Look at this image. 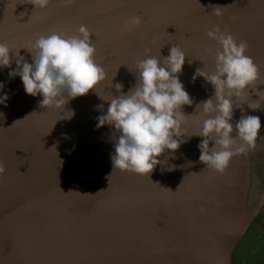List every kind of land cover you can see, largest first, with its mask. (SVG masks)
Returning a JSON list of instances; mask_svg holds the SVG:
<instances>
[{
	"label": "water",
	"instance_id": "95a60500",
	"mask_svg": "<svg viewBox=\"0 0 264 264\" xmlns=\"http://www.w3.org/2000/svg\"><path fill=\"white\" fill-rule=\"evenodd\" d=\"M53 4L63 5L69 14L67 31L72 35L81 24L87 26L95 45V62L104 68L107 79L85 96L68 100L62 111L41 107V97L27 95L19 76L12 78L11 97L20 95L24 103L21 108H5L18 111L10 124L3 126L0 117V165L4 168L0 174V264H67L77 255L85 259L105 255L104 262L118 264L114 261H136L139 253L142 262L151 264L159 254L170 262L206 264L202 257L209 254L202 252L200 242L212 241V213L219 210L206 211L202 217L184 206L202 200L203 181L201 171L196 170L202 137L195 134L203 117L196 108L214 89L203 77L193 83L192 76L197 68L214 71L219 45L206 33L219 26L237 42H247L246 54L258 67V84L255 90L247 88L248 94L256 95L264 88V0H62ZM72 4L81 8L72 9ZM49 5L41 10L34 9L31 0H2L0 42L13 53L19 50L26 61L24 48L35 40L30 29L51 14ZM133 16L140 17L141 23L127 27L125 22ZM31 22L38 24L32 28ZM172 46L186 54L179 79L193 103L181 110L191 115L186 117L184 130L186 136H193L174 153L165 150L158 159L161 163L148 176L113 170L110 153L118 133L109 125L97 128L96 118L107 111L105 100L118 94L117 82L123 85V93L135 85L139 60L149 55L167 57ZM15 67L13 59L10 68L0 70L5 77L1 76L9 78L8 72ZM236 99L235 103L241 101ZM3 108L0 105V111ZM181 154L185 156L179 159ZM263 202L264 197L249 206L247 218L232 228V234L238 231V235L227 246L221 264H232V251ZM127 209L131 214L125 213ZM159 234L163 236L158 238ZM89 246L95 251L92 256L82 251ZM98 249L102 251L96 255ZM223 252L217 249L216 256Z\"/></svg>",
	"mask_w": 264,
	"mask_h": 264
},
{
	"label": "clouds",
	"instance_id": "9594fccd",
	"mask_svg": "<svg viewBox=\"0 0 264 264\" xmlns=\"http://www.w3.org/2000/svg\"><path fill=\"white\" fill-rule=\"evenodd\" d=\"M64 2L71 3L72 0ZM49 3L50 0H31L34 9H45ZM219 8H215L217 15H220ZM140 23L138 16L125 22L127 27H136ZM206 35L219 48L215 51L214 71L197 68L192 76L193 83L203 77L214 89L212 96L197 105L196 113L199 109L197 115L203 119L195 135L202 137L197 145L199 161L223 174L232 157L251 150L260 136L259 116L242 115L235 125L232 122L233 110L237 107L234 100L248 94L249 87L255 90L259 70L246 54V41L237 42L231 33L222 31L219 26H213ZM91 36L83 24L74 35L58 32L40 35L29 48H24L32 56L31 63L19 55V50L13 53L7 44L0 42V70L10 68L15 59L16 67L8 72L9 79L19 76L27 95L41 97L38 101L41 107L65 111L68 100L85 96L107 79L104 68L95 62ZM185 59V52L172 46L167 57L160 59L149 55L137 62L136 83L127 93L121 92V83L114 85L118 94L105 100L107 111L96 118L97 128L109 125L118 133L110 153L113 170L148 176L161 163L158 157L165 150L174 153L193 136H186L184 130L186 117L191 115L181 110L182 106L193 103L179 79ZM4 88L5 83L0 82V105L7 106L9 96ZM249 107L258 109V105ZM66 112L74 114L70 110ZM62 135L67 138L66 133ZM3 172V165H0V174Z\"/></svg>",
	"mask_w": 264,
	"mask_h": 264
},
{
	"label": "bare ground",
	"instance_id": "6f19581e",
	"mask_svg": "<svg viewBox=\"0 0 264 264\" xmlns=\"http://www.w3.org/2000/svg\"><path fill=\"white\" fill-rule=\"evenodd\" d=\"M1 1L2 0H0V2ZM19 1L20 0H16V2H19ZM53 2L62 4V0H50L49 11L52 10V12H51L50 15L47 16L46 20L43 23L39 24L38 26H37L38 23L37 24H33V25H32V22H31V24L29 23L30 27H32V28L37 26L34 29H30L31 32L35 35V39L38 36H40V35H47V34H50L52 32H58V33L66 34V35H72V33L70 31H67V28H68V25H69V22H70L69 14L66 13V11L64 10L65 8H64L63 5H60L58 7L57 4H53ZM74 6L75 5L72 4L71 8L72 9L81 8L79 5H76V7H74ZM85 6H86L87 13L90 12V10L88 9V5L85 4ZM0 12L2 13V10H0ZM75 23L77 24L78 20ZM72 27H74V26H72ZM15 41H16V37H12V42L15 43ZM14 46L16 47L15 44H14ZM15 47L13 48V50L17 49ZM26 54H27V56H25L26 61L31 63L32 62L31 54L28 51H26ZM1 74L2 73L0 71V82H4L5 83L4 91L7 92L8 96H9V99L7 101H10L9 103H6L7 106H4L2 111H0V112L3 113L2 125L5 126V125L10 124L12 119H14L15 117L16 118L18 117V115H16V113L18 112L17 110H15V109H5V108H9L10 106H12L10 108H19V107L21 108V106L23 105L24 101L22 100V96H20V95L15 96V97H11L12 94H13L12 90L14 89V85L12 86V81L13 80L9 79V78H5L6 79L5 80L4 79L5 76L2 74L4 76L3 77V76H1ZM21 92L22 91H20V94H21ZM239 98L241 99V101H239V103H235V100H234V104L237 107H234L233 117L236 114H238V112L240 110H242L243 108L248 106L250 103L254 102L253 101V99H254V95L253 94H244V95H242ZM236 100L238 101V99H236ZM249 101H251V102L249 103ZM13 105H16L17 107H15ZM186 127H189V122L187 123ZM198 130H199V128L196 129V131H198ZM259 146L263 147V145L261 146V144ZM252 150L253 149L249 150L248 152H246L244 154H239V155L237 154V159L236 160H237V165L238 166H239L240 160L243 161V160L247 159L248 156H251V153H252L251 151ZM249 152H251V153H249ZM1 156H2V154H0V158H1ZM184 156H185L184 154H181V155H179L178 158L181 159V158H184ZM256 156L257 157H256V159H254V161L259 164L260 161H261V158L262 159L264 158L263 148H262V151H259V153ZM159 158H160V156L158 157V159ZM255 162H253V163L256 165ZM165 163H167V161ZM244 163L246 164V162H244ZM178 164H181V163H178ZM178 164H176V165H178ZM167 165L170 166V163H168ZM237 169L239 171H241L240 168H237ZM249 172H250L249 173L250 174L249 177L252 180L255 179V177L259 173V171H257L256 168H254V167H251V169H249ZM234 183L232 181L230 183H228L229 187H231V189H233L234 192H231V195L225 197V199L221 198V204H220L219 201H216L215 204L212 206V204H213V200L212 199H214V198H212V195H211V198H212L211 199L210 195L208 193H204V194H200V199H202L201 201L193 200L192 203H191V207H190V205H188L189 207H187L186 204H185L186 207L184 206L185 210L187 209V211H189V212L191 211V212H193V213H195L197 215H201L202 214L203 215L202 217H205V213L204 212H206V211H209L211 209L212 210H214V209H218L219 210L218 213H215V212L212 213V215L215 214V215H213V222H212L214 224V226L210 227V229L212 230L211 234L213 236L212 237V241L206 240L204 242L202 240L200 242L202 252H204L205 255L209 254V256L202 257L205 260L206 264H221V262L224 261V257L226 256V254H224V253L227 250V246L230 245L231 244L230 242L235 240L237 238V235H238V231H235L232 234V228L236 229L238 224L242 221V218H244V217L247 218V215H246L247 210L246 209L249 206L250 207L254 206V204H253L254 202L256 203L259 199H262L264 197V195H263L264 186L258 184L257 180H254L253 184H254L256 189L258 188V193L257 194L255 193L256 195H255L254 201L253 202L250 201L251 205H249V203H247V202H249V200H247V201H240V200L237 201V199L240 197V195L237 194V191H236L237 189L235 190L236 187H235ZM240 184L241 183H239L238 186ZM198 186L199 185L197 183L196 187L198 188ZM259 187H261V189H259ZM134 188H135V186H133L132 189H134ZM135 189L133 191H135ZM177 196H180V195L178 194ZM181 196H183V195H181ZM234 196H235L236 199H234V198L231 199ZM68 204L69 203H66L65 206H67ZM160 209H161V207H160ZM243 209H245V212L243 211ZM71 210H73V209H71ZM182 211L183 210L181 209L180 213H182ZM125 213L126 214H131V212L129 210L127 212H125ZM184 219H186V217H184ZM162 236H163V234H159L157 237L161 238ZM154 249H157V250L160 251V247H154ZM217 249L220 250L221 252H223L224 250L225 251L222 254H220L219 256H216ZM81 250L82 249H78V248L74 249L73 248L72 251L80 252ZM82 251L85 254H87V252L89 251L90 252L89 256H92L93 253L95 252L94 248L91 247V246H89L88 248L84 247V249ZM100 251H102V249L101 250L98 249V251H96V255ZM96 255H94V256H96ZM139 255H140V257H138L137 260L134 261V262H131L130 260H122V261H119L120 263L117 262V261H114V262H116L118 264H151V263H148V262H142L143 255L141 253H139ZM72 257L70 259V262L67 261V260L65 262L67 264H101V263L97 262V261H100V262H103V264H109L108 262H104L105 255H100V257L98 259H94L93 257L85 259L82 256H78V255H77V257L75 256L76 258H74V259ZM24 258H26V257H24ZM168 259L169 258L166 259V255L165 254H159V258L155 261L154 264H185V262H183V261L175 260V262H170Z\"/></svg>",
	"mask_w": 264,
	"mask_h": 264
},
{
	"label": "rangeland",
	"instance_id": "374dc122",
	"mask_svg": "<svg viewBox=\"0 0 264 264\" xmlns=\"http://www.w3.org/2000/svg\"><path fill=\"white\" fill-rule=\"evenodd\" d=\"M253 101L254 102L252 103H250L251 101H249L250 104L240 110L232 120L233 125H235V122L239 120L242 115H256L259 116L261 120V130L259 133L260 136L257 137V140L255 142V149L253 147V150L251 151L252 153L249 152L251 153V156H248L247 159L243 160L244 162H246V164L240 160L238 166L236 160L237 155H234L223 174L217 173L214 170L206 167L202 162H200L199 166L196 167V170L198 172L201 171V173L199 174V178H201L203 181L200 182L201 184L199 188L201 189V194L208 193L210 195V198L212 195V198H214H211L213 202L219 201L221 204V198L225 199V197L231 195V192H234V190L231 189V187H229L228 185V183H230L231 181L233 183L235 182V190L237 189V194L240 195L237 201L249 200V202H247L249 203V205H251L250 201L253 202L255 195L258 193V188H255L253 181L257 180L258 184L264 186V158L260 161L259 164L254 161L259 151H262V148L264 151V88L259 93H256V95H254ZM257 105L258 109H252L249 107L251 106L255 108L257 107ZM260 144L261 146L263 145V147H260ZM209 147H211V145ZM253 162H255L256 165ZM251 167H254L257 171H259L258 175L253 180L249 177V169H251ZM237 168H240L242 171H239ZM238 174H242L241 177ZM243 175L245 176L243 177ZM239 183L241 184L238 186ZM259 189H261V187H259ZM233 198L236 199L235 196L231 199ZM261 207V211L252 220L245 233H243L241 239L234 247L231 254L232 264H264V256H262V254L257 251L259 250L264 252V247H262L263 243H260L264 238V202ZM243 211H245V209H243ZM260 229L263 231V233H259Z\"/></svg>",
	"mask_w": 264,
	"mask_h": 264
},
{
	"label": "crops",
	"instance_id": "0c3cea01",
	"mask_svg": "<svg viewBox=\"0 0 264 264\" xmlns=\"http://www.w3.org/2000/svg\"><path fill=\"white\" fill-rule=\"evenodd\" d=\"M261 232L263 233V231L260 229V232H259V233H261ZM260 243H263L262 247H264V238L262 239V241H261ZM257 251H258L260 254H262V256H264V252H263V251H259V250H257ZM257 251H256V252H257ZM258 252H257V253H258ZM263 258H264V257H263ZM259 260H262V259H259Z\"/></svg>",
	"mask_w": 264,
	"mask_h": 264
}]
</instances>
